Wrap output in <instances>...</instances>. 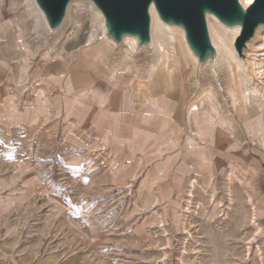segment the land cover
<instances>
[{
	"label": "rangeland",
	"instance_id": "obj_1",
	"mask_svg": "<svg viewBox=\"0 0 264 264\" xmlns=\"http://www.w3.org/2000/svg\"><path fill=\"white\" fill-rule=\"evenodd\" d=\"M97 7L40 22L0 0V264H264V29L233 38L241 70L211 69L186 29L148 20L131 47ZM69 42L99 46L109 73L69 87Z\"/></svg>",
	"mask_w": 264,
	"mask_h": 264
},
{
	"label": "water",
	"instance_id": "obj_2",
	"mask_svg": "<svg viewBox=\"0 0 264 264\" xmlns=\"http://www.w3.org/2000/svg\"><path fill=\"white\" fill-rule=\"evenodd\" d=\"M49 21L59 20L68 0H36ZM111 23L115 33L136 32L143 38L148 31V5L151 0H95ZM164 19L184 25L193 50L203 57L212 51L203 17L204 7L219 14L227 22L241 17V30L235 45L239 49L252 35L255 26L264 21V0H253L242 13L235 10L234 0H154ZM51 27L54 24H50Z\"/></svg>",
	"mask_w": 264,
	"mask_h": 264
},
{
	"label": "bare ground",
	"instance_id": "obj_3",
	"mask_svg": "<svg viewBox=\"0 0 264 264\" xmlns=\"http://www.w3.org/2000/svg\"><path fill=\"white\" fill-rule=\"evenodd\" d=\"M253 0H234V4H235V10H239L241 11L242 13L245 11V9L252 3ZM79 0H68L66 2V5L64 7V10L63 12L61 13V17L59 19V21H61L64 17H67L69 16V11H70V7L77 3L78 4ZM30 4L31 6L35 9V11L37 12V15L39 17V20L41 22V19H42V14H41V9L39 6L36 5V3L34 2V0H30ZM88 5H91V2H87ZM97 4V3H96ZM98 6V4H97ZM29 9H30V6H29ZM96 11L97 13H101L102 12V9L98 6L96 8ZM147 12L148 14H150V26L152 28H155L154 32H158L160 34H165V36H170V37H173V33L171 31V27L172 26H180L181 28L185 29L184 25L182 24V22H174L173 19H164L160 13L158 12L157 10V7H156V4L154 2V0H151V2L149 3L148 5V9H147ZM203 17H204V20H205V24H206V30H207V35H208V38H209V42L213 48L216 47L217 49V56H216V60H213L214 63L217 62L218 58H222V55L223 57L226 59V60H230L232 61L236 68L241 70V65L239 63V57L238 55L236 54V51L232 45V42H233V38L236 36V34L239 32L240 30V27H241V21L238 22L237 24H239V27H236L235 29V33L232 37V39H230V43L226 42L224 40H226L225 38L226 37H229L227 32H230V30L232 28H229L230 27V22H227L225 19H223L219 14H217L216 12H214L213 10L209 9V8H206L204 7L203 9ZM35 21H37V18L35 19ZM233 25V24H232ZM264 29V21L261 22V23H258L255 28H254V36L250 37L247 41H246V48H247V44H250L252 43V41L255 39V35H259L260 32ZM232 31V30H231ZM124 34V38L126 39V42H128V44L133 47L134 46V42L133 40H129L127 39L128 38V32H125L123 33ZM135 38H137V34L134 35ZM215 38V39H214ZM224 38V39H223ZM221 45V48L219 46V44H217V42ZM154 41L156 42V40L154 39ZM233 50H232V49ZM245 50V49H244ZM234 51V52H233ZM221 56V57H219ZM239 58V59H238ZM224 60V59H223ZM264 70V69H263ZM261 71V70H260ZM241 72V71H240ZM242 73V72H241ZM260 73V72H259ZM255 91H257V89H255ZM235 94V93H234ZM208 96L210 97V93L208 91H205L203 93V96L201 97L200 101H201V104L203 103V100L204 98H208ZM261 97V96H260ZM244 100H246V98H244ZM199 103V102H198ZM198 103L197 104H191L190 110H198Z\"/></svg>",
	"mask_w": 264,
	"mask_h": 264
},
{
	"label": "crops",
	"instance_id": "obj_4",
	"mask_svg": "<svg viewBox=\"0 0 264 264\" xmlns=\"http://www.w3.org/2000/svg\"><path fill=\"white\" fill-rule=\"evenodd\" d=\"M67 49L69 50V56L64 64L63 75L66 78L69 87H90L98 77L105 73H109L110 68L108 57L99 46H91L90 44L78 45L69 42L66 45V50ZM216 56V52L212 49L211 52L203 57H198V63L203 66L209 64L211 69H216V66H219L220 68V64L222 65L224 61L221 60V58H218L217 62L214 63L213 60H216ZM225 68L226 67L222 68V70ZM226 73L228 74V81L226 80V86L223 88L224 91L226 90V94L231 95L234 98L235 84L233 78L229 77L233 74H230L228 71H226ZM153 75L142 80V89H144V93H147L148 95V92H151V90L157 87V80ZM95 88L100 90V93H103V95L107 94L109 91V88L102 83L98 84Z\"/></svg>",
	"mask_w": 264,
	"mask_h": 264
}]
</instances>
